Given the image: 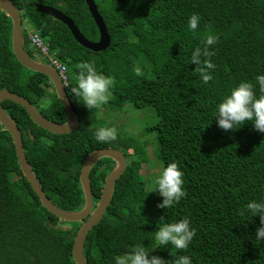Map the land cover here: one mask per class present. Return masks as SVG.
<instances>
[{
	"label": "trees",
	"instance_id": "1",
	"mask_svg": "<svg viewBox=\"0 0 264 264\" xmlns=\"http://www.w3.org/2000/svg\"><path fill=\"white\" fill-rule=\"evenodd\" d=\"M9 1L20 12L23 27L38 31L66 66V94L79 118L74 132L54 135L37 127L19 105L1 104L20 130L26 160L45 195L62 210L79 211L84 205L79 175L87 155L112 148L128 158L106 214L85 240L87 264H114L115 256L138 243L150 249L161 216L168 222L189 218L196 235L186 251L166 246L150 255L169 260L188 255L192 264H264V243L255 241L259 217L242 214L250 200L264 199V133L250 123L224 132L214 119L216 105L231 88L241 81L255 84V77L264 74V0H94L110 39L98 53L80 46L62 23L35 10L36 5L58 10L95 43L99 32L85 0ZM194 13L201 17L195 34L187 27ZM11 31L10 19L0 11V90L23 96L48 120L64 123L66 113L48 78L15 59ZM210 32L219 42L211 58L213 80L205 85L188 61ZM23 47L34 59L25 32ZM84 61L114 78L112 97L102 108L153 110V125L141 132L155 134L149 141L159 163L176 162L184 174L187 194L174 208H157L162 198L145 184L144 143L121 133V141L95 139L97 130L108 126L98 118V109L87 110L70 91ZM137 66L142 76L135 74ZM113 168L110 159L93 166L94 206ZM59 221L23 177L12 139L0 125V264H75L71 250L80 224L62 229Z\"/></svg>",
	"mask_w": 264,
	"mask_h": 264
},
{
	"label": "clouds",
	"instance_id": "2",
	"mask_svg": "<svg viewBox=\"0 0 264 264\" xmlns=\"http://www.w3.org/2000/svg\"><path fill=\"white\" fill-rule=\"evenodd\" d=\"M200 22L201 17L194 13L189 17L187 27L195 34ZM23 24L22 21V27ZM218 42L219 37L210 32L205 36L202 45L195 47L190 54L188 65L195 66L194 72L199 75L205 85L213 80L212 72L215 70L216 65L211 58L215 55ZM36 55L39 56L37 52ZM45 64L49 65L47 61ZM78 68L76 85L71 87V93L79 99L80 104L87 110L100 109L112 97L114 78L99 73L94 62H81ZM135 74L137 76L143 75L139 66L135 68ZM257 85L259 94L257 93ZM68 86H64V88ZM214 119L217 127L224 132H234L246 123H250L256 132L264 133V74L255 77V84L251 81H241L231 88L229 94L224 96L221 102L216 105ZM95 139L102 143L115 141L117 130L114 127H102L97 130ZM124 158L128 163V158L125 155ZM157 168L158 172L153 178V188L150 193L157 192L162 198V201L157 204V208L172 209L187 194L183 187L184 174L176 162L169 163L166 166L161 162L157 165ZM242 214H247L251 218L259 217L260 223L255 231V241L264 243V199L250 200ZM157 225L158 228L154 232L150 249L148 246L145 247L143 243H138L130 251L115 256L113 258L114 264H192V259L188 255H181L170 260L150 255L151 252L163 250L166 246L186 251L196 235V229L191 226L190 219L185 217L168 222L164 216H161Z\"/></svg>",
	"mask_w": 264,
	"mask_h": 264
},
{
	"label": "water",
	"instance_id": "3",
	"mask_svg": "<svg viewBox=\"0 0 264 264\" xmlns=\"http://www.w3.org/2000/svg\"><path fill=\"white\" fill-rule=\"evenodd\" d=\"M88 11L99 32V39L92 43L86 40L78 31L73 21L56 9L44 5H36L37 13H42L52 19L62 23L70 31L74 40L83 48L91 52H103L110 43L105 24L103 23L94 0H85ZM0 11L3 12L11 21V48L17 62L28 71L39 73L48 78L52 85L55 95L60 100L66 113L64 123H55L45 118L26 98L12 93L7 89L0 90V125L7 131L12 139L15 156L23 177L29 183L31 189L38 197L41 206L51 215L60 221L69 224H80L72 244V259L75 264H87L84 257V243L90 230L97 225L106 214L107 208L111 203V198L116 181L126 170L127 162L124 155L117 149L106 148L92 151L85 158L80 175L79 183L81 186L84 205L79 211H65L58 208L44 193L40 184L36 180L31 167L29 166L23 147V141L17 124L10 118L2 107L4 101H10L23 108L30 120L39 128L54 134L65 135L74 132L79 126V118L73 110L67 97L66 90L59 78L57 71L47 64L32 59L23 47V27L22 19L18 9L9 0H0ZM102 159H110L115 168L109 173L103 183L101 195L94 208L93 194L91 191L90 173L93 166Z\"/></svg>",
	"mask_w": 264,
	"mask_h": 264
},
{
	"label": "rangeland",
	"instance_id": "4",
	"mask_svg": "<svg viewBox=\"0 0 264 264\" xmlns=\"http://www.w3.org/2000/svg\"><path fill=\"white\" fill-rule=\"evenodd\" d=\"M34 59L41 63H46L43 58L37 55L34 56ZM50 91L51 88H49V92ZM43 103L45 104L46 102ZM111 109L112 108L109 106L103 108L101 107L100 109H98V118H102L104 124L108 127L116 128L117 133H121L124 136L131 135L136 138L140 143L145 144V157L147 158V160L146 162L142 163L141 175L145 177H143L144 181L146 182L145 184L150 183L149 186L150 188H152L153 178L158 172L157 165L159 164L158 160L155 158L154 155V143L149 141L152 139L154 140L155 134H143L141 130L143 127L153 125V110L151 108H142L136 110L130 106H126L123 109L117 111H111ZM117 140L121 141L122 139L117 137ZM57 226L62 229H67L70 227V224L59 221Z\"/></svg>",
	"mask_w": 264,
	"mask_h": 264
},
{
	"label": "built area",
	"instance_id": "5",
	"mask_svg": "<svg viewBox=\"0 0 264 264\" xmlns=\"http://www.w3.org/2000/svg\"><path fill=\"white\" fill-rule=\"evenodd\" d=\"M24 32L29 41V46L37 52L39 57L47 61L57 71L63 86H68L69 79L66 66L50 52L48 44L43 40L40 33L27 25L24 26Z\"/></svg>",
	"mask_w": 264,
	"mask_h": 264
}]
</instances>
